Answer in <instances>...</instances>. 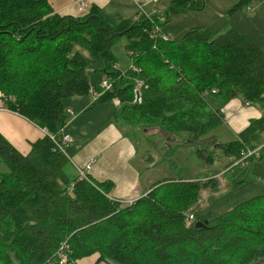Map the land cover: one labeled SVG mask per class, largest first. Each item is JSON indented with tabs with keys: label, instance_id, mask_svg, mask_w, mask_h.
Listing matches in <instances>:
<instances>
[{
	"label": "trees",
	"instance_id": "1",
	"mask_svg": "<svg viewBox=\"0 0 264 264\" xmlns=\"http://www.w3.org/2000/svg\"><path fill=\"white\" fill-rule=\"evenodd\" d=\"M191 9H200L197 0H172L166 15ZM154 25L156 19L136 15L113 27L96 6L73 18L55 14L49 0H0L3 109L47 134L27 155L0 136V264H58L60 246L63 264L92 255L106 264H264V194L196 229L186 218L214 179L164 180L121 206L104 185L70 181L68 159L50 139L61 138L63 102L89 94L92 70L111 84L97 101H117L121 121L183 135L199 144L197 154L216 141L210 134L225 104L257 105L262 116L235 142L219 146L231 165L241 151L257 149L264 134V51L234 30L213 35L194 28L163 42L150 38ZM121 39L132 66L125 71L112 53Z\"/></svg>",
	"mask_w": 264,
	"mask_h": 264
},
{
	"label": "crops",
	"instance_id": "2",
	"mask_svg": "<svg viewBox=\"0 0 264 264\" xmlns=\"http://www.w3.org/2000/svg\"><path fill=\"white\" fill-rule=\"evenodd\" d=\"M150 1L152 0H49V5L55 14L73 18H80L88 13L90 7L96 6L101 10L105 21L113 27L119 26L125 20L135 18L136 15L154 18L160 25L158 18L161 17V14L153 10L154 8L147 9ZM239 2L240 0H231V3H234L231 10ZM249 5H253V8ZM80 8L83 9V13L80 12ZM239 11L247 21L254 15L252 24L248 27L233 25L231 30L249 37L264 51V27L260 24L264 19V16L261 17V14H264V0H246ZM251 14L253 15L249 18ZM259 21V28H257ZM161 33L165 34L163 31ZM127 58L129 62L125 70L131 67L128 55ZM116 67L120 70L118 65ZM103 81L105 79L99 72L89 71L90 90L97 92L96 89H100ZM98 98L95 99L89 92L87 95L72 97L63 102L67 119L59 134L60 137L63 135L70 139L63 150L68 159L65 170L69 180L72 181L77 175L69 177V174H73V172L77 174V169L83 170L85 165L92 161L91 169L87 172L88 179L93 183L110 188L107 195L110 201L121 206H128V202L133 204L146 196L149 189L151 191L157 187V184H154L148 188L144 183L146 178L140 171L141 166L145 165L141 158L143 151L139 155L137 149L139 139L136 138V135L149 136L151 134H146L147 130L143 129L141 135V127L121 121L118 116L117 101L98 102ZM223 107L221 109L223 120L226 119L227 126L232 129L236 136L249 125L251 120L259 119L262 116V111L259 108L254 109L251 105L244 104L240 99H233ZM153 131L156 132L157 128ZM161 133L163 140L181 145L182 142L177 137L167 136L163 131ZM46 135L43 129L0 107V136L7 140L20 154L27 155L31 150L30 144L41 140ZM165 147H167V143ZM230 159L232 161V158ZM234 169L236 167L228 172H233ZM214 180L213 186L217 184L216 179ZM191 213L190 211L189 215H192L194 220L195 217ZM76 264L106 263L99 261L98 255H92L78 260Z\"/></svg>",
	"mask_w": 264,
	"mask_h": 264
},
{
	"label": "rangeland",
	"instance_id": "3",
	"mask_svg": "<svg viewBox=\"0 0 264 264\" xmlns=\"http://www.w3.org/2000/svg\"><path fill=\"white\" fill-rule=\"evenodd\" d=\"M171 1L152 0L149 2L147 9L154 8L153 10L161 14V17L158 18L161 25H159L160 29L172 40L181 38L194 28H202L213 35H221L233 29V25L236 27L250 26L254 17L251 14L249 18L252 15L253 17L247 21L239 9L236 11L231 10L234 5L231 0H197L201 9H191L185 13L175 12L167 16L166 11ZM251 3H254V1H251ZM249 7L253 8V5H249ZM235 13L236 15H234ZM263 16L264 14H261V17ZM166 17H168L167 20ZM259 23L260 21L256 26L257 28H259ZM260 24L264 27V19ZM125 43L121 39L112 48V53L121 71L127 68L129 62L124 48ZM0 103V107L3 108L1 100ZM251 107L258 109L257 105H251ZM225 120H222V123L210 134L215 137L216 141L210 143V145L202 144L207 147L206 153L200 151L197 154L199 144L188 141L183 135L174 136L182 141L181 145L163 140L161 138L162 129L159 126H143L140 128L141 135L143 129L147 130L146 134L150 133L151 135H136V138L139 139V143H137L138 153L140 155L143 151L141 158L145 163L141 166L140 171L146 178L144 183L148 188L165 179L203 183L204 181L205 183L208 182L209 179H216L217 184L215 186H213L214 184L209 185L207 189L200 193L198 204L191 207L195 219L190 222V225L206 220L211 222L214 218L237 205L264 194V134L261 135L260 142L255 143L257 149L251 151L254 152L251 157L253 160L248 158L236 166L235 163L231 165L233 161L225 156L219 146L233 142L238 136L233 134L232 129L227 126ZM153 128H157V131L154 132ZM187 141L189 143H186ZM166 143L167 147H165ZM235 167L236 169L233 172H228ZM0 173H5L2 166H0ZM76 175L73 172V174H69V177ZM60 251H62L61 246L57 251V255ZM139 263L142 264L141 261Z\"/></svg>",
	"mask_w": 264,
	"mask_h": 264
},
{
	"label": "built area",
	"instance_id": "4",
	"mask_svg": "<svg viewBox=\"0 0 264 264\" xmlns=\"http://www.w3.org/2000/svg\"><path fill=\"white\" fill-rule=\"evenodd\" d=\"M79 10H82V8H80ZM149 21L150 19L147 18ZM151 39H156V38H160L163 42H167L170 37L166 34L161 33L159 26L154 25L153 26V31L150 35ZM132 68V66L130 67ZM142 86V82L138 81L135 85V101L139 102V93H138V89ZM111 88V84L108 81H103L100 85V89L101 92L97 93L94 90H90V93L93 95V97L96 99L97 97H99L102 93L109 91ZM50 139L53 141V143L56 145L57 149L64 154V147L69 143L70 139L67 136H61L59 141H55L53 137H50ZM254 154V152L251 151H241L240 155H239V159L236 160L235 166L238 165V163L244 162L245 160H247L248 158L252 157ZM233 163V164H234ZM91 165H92V161H90L89 164L85 165L84 169H77V180L78 181H87L88 177H87V172L91 169ZM69 190H71V187L69 188ZM128 206L132 205V202H128L127 203ZM187 223H190L193 221V216L192 215H188L186 218ZM61 250L60 253L58 254V264H63L66 262V255L63 254L64 252V246H61Z\"/></svg>",
	"mask_w": 264,
	"mask_h": 264
},
{
	"label": "water",
	"instance_id": "5",
	"mask_svg": "<svg viewBox=\"0 0 264 264\" xmlns=\"http://www.w3.org/2000/svg\"><path fill=\"white\" fill-rule=\"evenodd\" d=\"M186 143H189V142H186ZM207 226V222H197L194 224V227L196 229H201V228H205Z\"/></svg>",
	"mask_w": 264,
	"mask_h": 264
}]
</instances>
